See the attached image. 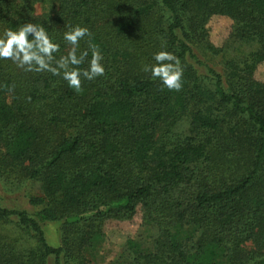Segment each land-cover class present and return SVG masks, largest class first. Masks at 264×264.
I'll return each mask as SVG.
<instances>
[{"label":"trees","instance_id":"trees-1","mask_svg":"<svg viewBox=\"0 0 264 264\" xmlns=\"http://www.w3.org/2000/svg\"><path fill=\"white\" fill-rule=\"evenodd\" d=\"M212 16L232 22L221 48ZM28 22L57 58L68 27H88L105 75L77 93L0 60V264H92L106 224L136 216L108 264H264V0H0V35ZM162 46L178 92L142 70Z\"/></svg>","mask_w":264,"mask_h":264},{"label":"clouds","instance_id":"clouds-1","mask_svg":"<svg viewBox=\"0 0 264 264\" xmlns=\"http://www.w3.org/2000/svg\"><path fill=\"white\" fill-rule=\"evenodd\" d=\"M92 33L86 26H69L62 39L70 45L67 54H61L60 44L42 25L24 23L15 28L5 29L0 35V60H10L25 72H47L63 79L67 86L79 93L82 81H92L105 75L104 55L98 45L92 42ZM87 38V48L80 49V42ZM89 52L91 53L89 58ZM153 63L144 64L142 70L150 78L158 79L163 88L180 91L183 87L184 68L180 58L161 47L152 54ZM87 62L86 68L80 65Z\"/></svg>","mask_w":264,"mask_h":264},{"label":"rangeland","instance_id":"rangeland-1","mask_svg":"<svg viewBox=\"0 0 264 264\" xmlns=\"http://www.w3.org/2000/svg\"><path fill=\"white\" fill-rule=\"evenodd\" d=\"M49 10V6L43 3H37L34 6V13L36 15L44 14ZM232 22L223 16H212L207 23L209 32V40L213 46L221 48L231 30ZM255 78L259 81H264V67L259 66L255 72ZM2 188V187H1ZM27 190H31L28 189ZM23 192V191H19ZM18 191H8L4 193L6 202L11 205L19 206V193ZM32 193L37 194L36 190H31ZM59 224L49 223L44 225L45 238L49 245L57 246L59 244ZM104 239L97 250L92 264H108L113 261L120 254L122 247L127 239L134 238L136 235L141 234L140 220L136 216L133 220L128 222L112 221L106 224L104 228Z\"/></svg>","mask_w":264,"mask_h":264}]
</instances>
